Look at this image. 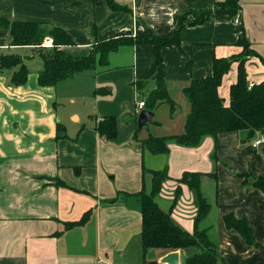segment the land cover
Returning <instances> with one entry per match:
<instances>
[{
	"label": "crops",
	"instance_id": "obj_1",
	"mask_svg": "<svg viewBox=\"0 0 264 264\" xmlns=\"http://www.w3.org/2000/svg\"><path fill=\"white\" fill-rule=\"evenodd\" d=\"M114 1L126 10H111L105 0H0V18L64 29L74 44L63 49L77 57L87 55L96 41L167 33L188 9H211L212 15L197 25H190L194 16L188 15L180 32L181 49L161 50L164 79L176 110L170 113L168 104H160L152 111V125L141 130L137 116L144 107L137 106L135 83L153 62L152 46L122 45L108 54L105 66L95 64L54 85H40L43 62L38 48L12 45L9 30L0 28V53L19 54L28 71L26 81L14 85L11 76L19 67L0 69V264H144L137 194L149 190L150 176L142 173L143 167L167 169L156 200L167 210L179 187L171 218L190 233L194 194L179 179L184 172L202 173L204 194L203 185L211 184L205 194L210 209L199 227L215 244L218 264H264V193L244 186L239 176L264 175V138L255 145L245 140V131H231L204 136L193 147L171 141L165 154L141 149V140L149 134L183 131L189 103L182 89L205 77L215 58L242 51L238 27L255 52L242 56L248 85L264 80V0H240L231 18L226 9L214 8L221 0ZM47 39L50 45H44ZM51 45L46 35L42 46ZM240 60L222 76L218 92L226 104ZM147 87H154V77ZM164 104L167 114L160 115ZM104 116L116 117L112 139L95 130L96 120ZM86 212L84 223L65 226ZM228 213L247 221L253 244L226 227ZM177 251L178 264L197 252ZM167 253L148 250L146 264H165L160 259Z\"/></svg>",
	"mask_w": 264,
	"mask_h": 264
},
{
	"label": "trees",
	"instance_id": "obj_2",
	"mask_svg": "<svg viewBox=\"0 0 264 264\" xmlns=\"http://www.w3.org/2000/svg\"><path fill=\"white\" fill-rule=\"evenodd\" d=\"M107 6L114 11H124L127 7L114 0H105ZM214 8L227 10L226 17L231 18L240 9V0H221L214 3ZM211 9H188L182 12L177 20L176 27L164 34H143L121 36L104 41H96L89 53L85 56H73L63 49V46L73 45L71 35L58 26L49 28L35 22L10 21L0 18V28L9 30L12 45H27L38 48V55L43 66L38 72L40 85H54L56 82L71 77L75 73L90 69L95 64L105 66L107 56L111 51L126 44L150 45L153 49V62L144 75L135 83L139 97L144 100V109L154 111L160 104L169 105L170 113L176 110L174 100L170 97L164 79V66L161 50L165 47L180 46V32L184 27L188 15L194 19L190 25H197L211 18ZM204 14L200 18L199 14ZM93 32V29L91 30ZM240 31L238 44L242 46L239 54L229 57L215 58L211 71L201 79L191 80L182 91L189 103V111L183 125V131L177 134L153 136L149 134L141 140L142 152L151 154H165L168 152L169 142L182 146H197L204 136L215 137L218 134L231 131H245V140H253L257 135H264V80L248 85L243 67L242 56L255 55L251 49L243 30ZM48 35L52 38L49 48L42 46L43 38ZM240 60L237 68L236 81L229 87V100L226 104L218 89L222 76L230 69L233 61ZM18 66V70L11 76V83L22 84L26 81L27 68L19 54L0 53V69H9ZM186 67L190 68L187 61ZM154 77V87L146 93L148 81ZM98 92V91H96ZM95 130L98 135L106 139L116 136L117 123L115 116H104L96 120ZM264 152V149H263ZM142 173L150 176L149 190H141L137 197L141 213L140 238L144 264L148 263L145 255L150 249H158L164 253L182 249H195L197 252L189 254L185 264H218L220 257L215 244L208 238L207 231L199 227V223L206 217L210 203L200 187L199 172H184L179 181L185 183L194 194L196 213L193 218L194 230L187 232L171 218V211L180 194L177 187L174 198L167 210L161 208L157 202L162 183L168 178L167 169L142 168ZM242 184L252 186L264 193V175L253 176L251 173H240ZM60 182V181H59ZM57 181V183H59ZM88 217V212L66 227L82 224ZM224 222L228 229L240 233L247 244H253V232L244 218H235L232 213L224 215Z\"/></svg>",
	"mask_w": 264,
	"mask_h": 264
},
{
	"label": "water",
	"instance_id": "obj_3",
	"mask_svg": "<svg viewBox=\"0 0 264 264\" xmlns=\"http://www.w3.org/2000/svg\"><path fill=\"white\" fill-rule=\"evenodd\" d=\"M154 113L147 109H141L137 116V128L139 130L147 127L154 122ZM179 253L178 251H171L165 254L160 262L165 264H178Z\"/></svg>",
	"mask_w": 264,
	"mask_h": 264
},
{
	"label": "rangeland",
	"instance_id": "obj_4",
	"mask_svg": "<svg viewBox=\"0 0 264 264\" xmlns=\"http://www.w3.org/2000/svg\"><path fill=\"white\" fill-rule=\"evenodd\" d=\"M21 54H25V53H21ZM27 54V53H26ZM147 90H146V93H147V91L149 90L148 89V87L146 88ZM167 110H168V105H166V104H164L161 108H160V112H159V114L160 115H165V114H167ZM152 125V124H151ZM149 126H147V128H148ZM149 130L152 132V130H153V126H150V128H149ZM262 136H264L263 134H260L259 136L257 135V138H264V137H262ZM254 140H256V138L255 139H253L252 141L254 142ZM209 185H211V184H209ZM209 185H203V190H204V192H205V194H207V192H209ZM151 252H149L148 254H147V259H149L150 258V256H151Z\"/></svg>",
	"mask_w": 264,
	"mask_h": 264
},
{
	"label": "built area",
	"instance_id": "obj_5",
	"mask_svg": "<svg viewBox=\"0 0 264 264\" xmlns=\"http://www.w3.org/2000/svg\"><path fill=\"white\" fill-rule=\"evenodd\" d=\"M50 44H51V40L50 39L45 40L44 45H50ZM249 86H251V84ZM137 106H138V108L144 107V100L141 97H139V96H138V104H137ZM262 140H263V138L260 137V138H258L256 140H254V144L258 145V144H260V142ZM105 264H118V263H105Z\"/></svg>",
	"mask_w": 264,
	"mask_h": 264
}]
</instances>
